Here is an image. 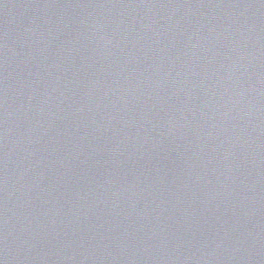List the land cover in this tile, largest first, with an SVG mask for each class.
Wrapping results in <instances>:
<instances>
[{
	"label": "water",
	"instance_id": "water-1",
	"mask_svg": "<svg viewBox=\"0 0 264 264\" xmlns=\"http://www.w3.org/2000/svg\"><path fill=\"white\" fill-rule=\"evenodd\" d=\"M0 264H264V0H0Z\"/></svg>",
	"mask_w": 264,
	"mask_h": 264
}]
</instances>
